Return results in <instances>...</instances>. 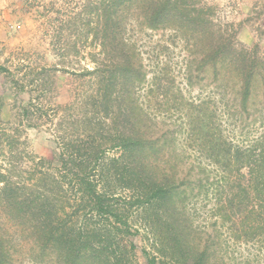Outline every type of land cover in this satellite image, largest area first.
Wrapping results in <instances>:
<instances>
[{
    "label": "rangeland",
    "instance_id": "1",
    "mask_svg": "<svg viewBox=\"0 0 264 264\" xmlns=\"http://www.w3.org/2000/svg\"><path fill=\"white\" fill-rule=\"evenodd\" d=\"M82 1L0 0L1 116L17 121L22 105L31 101L33 112L28 118L33 126L26 129L23 177L27 179L29 170H34L36 176L54 172L64 180L67 195L60 192L58 204L66 206L68 212L77 207L80 198L74 188L68 189V177L61 176L64 172L58 170L57 154L60 146L83 145L87 139L76 135L82 128L81 121L97 118L92 116L97 112L94 107L86 106L96 88V74L86 69H93L95 60L103 61L104 70L110 68L95 39V19L79 14ZM184 1L188 10H196L200 18L206 19L208 31L177 34L171 29H146L139 27L132 15L127 17L124 35L134 44L138 55L134 64L144 74L129 95L146 117L149 143L163 154L161 159L169 162L161 165L173 164L179 179L175 181L184 182L179 189L186 193L184 217L197 237L195 245L209 246L211 264H264V238L252 241L244 236L248 239L245 241L228 236L215 208L222 170L215 161L218 137L222 142H230L229 137L232 142L252 140L264 128V0ZM219 38L229 43L230 53L255 59L253 74L262 78L259 82L254 78L257 82L251 83L247 111L241 114L243 120L237 113L241 96L236 67L227 63V67L221 66L216 57H209ZM118 89H113L112 95H118ZM99 118L104 119L102 114ZM104 120L108 124L110 117ZM204 136L212 142L204 143ZM104 150L99 161L120 153L116 148ZM98 169H94V178L99 186L106 184L109 202L122 210L130 193L100 181ZM74 215L75 222L86 220L88 227L113 226L109 219L91 217L88 208L82 206ZM129 223L130 231L119 232L117 240L125 248L129 264H145L143 248L155 253L149 225L134 208H130Z\"/></svg>",
    "mask_w": 264,
    "mask_h": 264
},
{
    "label": "trees",
    "instance_id": "2",
    "mask_svg": "<svg viewBox=\"0 0 264 264\" xmlns=\"http://www.w3.org/2000/svg\"><path fill=\"white\" fill-rule=\"evenodd\" d=\"M186 6L184 0L82 1L79 14L95 19V39L99 40L101 56L103 60L108 59L110 68L104 70L103 61L95 60L93 69H86L87 73L96 74V88L91 91L86 106L94 107L97 112H92V116L97 118L81 121L82 128L77 129L76 135L87 139L83 145L60 146L57 154L61 168L58 170H63L62 177H68V189L74 188L73 192L79 193L80 202L71 212L58 204L59 193L64 192L66 196L67 190L64 180L54 172L45 171L36 176L34 170H29L27 179L23 177V159L28 146L26 129L33 126L28 118L33 112L31 101L22 105L17 121L4 120L1 116L4 98L0 95V264L28 261L33 264H129L125 248L122 249L117 237L119 232L130 231V208L147 221L153 239L155 253L142 250L145 264H211L209 246L195 245L197 237L192 235L184 217L186 193L179 189L184 182H177L173 164L168 166L170 169L161 165L169 162L161 159L163 154L149 143L146 117L129 95L144 79V74L134 64L138 59L134 44L124 35L127 17L132 15L138 26L146 29H171L177 34L188 30L208 31L206 19ZM214 49L209 55L211 60L216 57L221 66L227 63L236 67L235 78L240 81L241 96V109L237 113L243 120L241 114L247 111L251 83L262 79L253 74L255 59L230 53L229 43L221 38ZM116 87L120 93L112 95ZM100 114L104 119L110 117L108 124L113 133L108 129L110 125L99 118ZM206 137H203L204 143L212 142ZM220 139L215 160L222 169L215 205L218 222L221 227L225 225L228 236L233 239L264 238V128L252 140L240 138L232 142L229 137L230 142H222ZM106 148H116L120 153L99 161ZM96 167L100 181L130 193L122 210L109 202L106 184L99 186L94 178ZM81 206L88 208L91 217L109 219L113 226L103 224L99 229L88 227L86 220L75 222L74 214Z\"/></svg>",
    "mask_w": 264,
    "mask_h": 264
}]
</instances>
